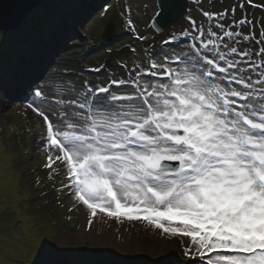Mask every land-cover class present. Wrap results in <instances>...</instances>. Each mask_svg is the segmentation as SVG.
Returning <instances> with one entry per match:
<instances>
[{
	"label": "snow or ice",
	"instance_id": "obj_1",
	"mask_svg": "<svg viewBox=\"0 0 264 264\" xmlns=\"http://www.w3.org/2000/svg\"><path fill=\"white\" fill-rule=\"evenodd\" d=\"M245 4L256 6L242 0V13ZM235 12L203 11L207 28L189 16L182 36L199 44L153 52L124 78L78 87L48 77L34 90L27 107L43 129L44 167H64L62 187L89 226L97 216L139 221L187 264H264V48L257 64L235 46L252 24ZM71 243L65 232L39 240L34 264H71Z\"/></svg>",
	"mask_w": 264,
	"mask_h": 264
},
{
	"label": "rangeland",
	"instance_id": "obj_2",
	"mask_svg": "<svg viewBox=\"0 0 264 264\" xmlns=\"http://www.w3.org/2000/svg\"><path fill=\"white\" fill-rule=\"evenodd\" d=\"M54 1H47L35 10L16 32L0 34V65L6 69L0 73V159L4 160L0 164V255L8 257L11 264H34L33 252L43 238L51 242L58 232L72 237L81 232L80 216L68 204V189L62 187L67 183L64 167L59 164L44 167L43 129L37 116L24 108L35 90L31 80L43 87L48 77L63 78L79 87L85 81L97 85L106 83L110 77L124 78L134 62L146 58V49L150 47L154 46L158 54L187 51L192 43L199 44V41H186L182 33L190 28L189 16L208 27L203 11L222 12L236 7L235 16L246 14L252 24L242 29L250 39L239 40L235 46L250 51L257 64L260 60L256 53L264 48V43H258L264 40L260 35L264 31L262 0H253L256 8L245 4L243 13L238 7L242 0H191L188 13L167 26L162 34L152 26L160 12L157 0H56L55 4ZM123 6L131 9L130 19L139 35L148 39L136 46V53L123 52L134 44L126 35L121 18ZM231 21L229 12L227 23ZM110 24H114L116 36L107 41L104 35ZM170 36L175 39L165 44ZM41 53L44 58L40 57ZM36 68H39L38 76L32 77V69ZM27 74L31 78L23 84ZM8 80L15 85L11 87ZM5 88H10L13 96L4 100ZM5 185L9 188L5 189ZM91 243L82 238L64 245L62 259L71 264H187L180 247L171 256L159 242L143 238L137 239L135 246L134 243L127 246L121 258L116 256L118 246L111 238L102 244L97 257Z\"/></svg>",
	"mask_w": 264,
	"mask_h": 264
},
{
	"label": "bare ground",
	"instance_id": "obj_3",
	"mask_svg": "<svg viewBox=\"0 0 264 264\" xmlns=\"http://www.w3.org/2000/svg\"><path fill=\"white\" fill-rule=\"evenodd\" d=\"M43 55L44 54L41 53L40 57L44 58ZM38 69L37 68L32 69V77L38 76ZM30 78L31 76L29 74L25 75V77L22 80V83L26 84V82H28ZM7 82L9 83L11 87L15 85L14 81L8 80ZM30 82L35 87V89L39 87V84H37L36 81L32 82L31 80ZM10 90H11L10 88H5L4 93H3L4 100L6 98H10L11 96H13V93H11ZM3 102L4 101H1V103ZM24 108L28 110L29 112H31V110L28 109L26 105L24 106ZM3 162L4 160L0 159V164H2ZM8 188L9 186L5 185V189H8ZM73 203H74L73 198L68 194V204L74 211H76L79 214L80 219H81L79 221L80 223L79 226H81V232L76 237L71 236L72 241L75 242L82 238L89 239L92 242L91 248H92V251L96 254L95 255L96 257L100 253L102 244L105 243L110 238L118 246L117 252H116V256L118 258L122 257L124 249L127 246H131L132 243H134V246H135V241H137V239L139 238H143L145 239V241L148 240L151 242H159L163 246V249L165 250L167 254H170L171 256L176 255L178 246L171 245L170 242L166 241L162 236L153 235L152 230L151 229L146 230L144 227V224L140 223L139 221H133L130 223L125 220L123 224H120V223H117L113 219L101 218L97 216L93 218V223L91 226H89L87 224L86 210L83 209V206L72 207ZM3 206L5 207V204H3ZM117 229H120V231L118 232ZM0 264H11V261H9L8 257L0 255Z\"/></svg>",
	"mask_w": 264,
	"mask_h": 264
},
{
	"label": "water",
	"instance_id": "obj_4",
	"mask_svg": "<svg viewBox=\"0 0 264 264\" xmlns=\"http://www.w3.org/2000/svg\"><path fill=\"white\" fill-rule=\"evenodd\" d=\"M47 1L50 0H0V34L19 30L24 26L27 18ZM157 2L160 14L154 19L153 28L160 34L165 32L168 25L175 24L184 17L190 7V0H157ZM114 36L115 26L110 25L105 31L104 38L112 41Z\"/></svg>",
	"mask_w": 264,
	"mask_h": 264
},
{
	"label": "clouds",
	"instance_id": "obj_5",
	"mask_svg": "<svg viewBox=\"0 0 264 264\" xmlns=\"http://www.w3.org/2000/svg\"><path fill=\"white\" fill-rule=\"evenodd\" d=\"M53 1H54V0H53ZM55 1H56V0H55ZM55 1H54V4H55ZM56 2H57V1H56ZM190 2H191V0H190ZM157 3H158V2H157ZM246 5H247V4H246ZM158 6H159V5H158ZM247 6H248V5H247ZM248 7H249V6H248ZM252 8H253V7H252ZM159 13H160V12H159ZM157 16H158V15H157ZM157 16H156V17H157ZM153 21H154V20H153ZM110 25H114V24H110ZM110 25H109V26H110ZM109 26H108V27H109ZM152 26H153V23H152ZM168 26H169V25H168ZM108 27H107V28H108ZM153 29H154V28H153ZM154 30H155V29H154ZM155 31H156V30H155ZM156 32H157V31H156ZM157 33H158V32H157ZM158 34H160V33H158ZM161 34H162V33H161ZM104 36H105V35H104ZM115 36H116V32H115ZM115 36H114V37H115ZM127 36H128V35H127ZM128 37H129V36H128ZM158 45H159V44H158ZM124 49H125V48H124ZM124 49H123V50H124ZM152 49H153V48H152ZM154 49H155V48H154ZM154 52H155V50H154Z\"/></svg>",
	"mask_w": 264,
	"mask_h": 264
}]
</instances>
